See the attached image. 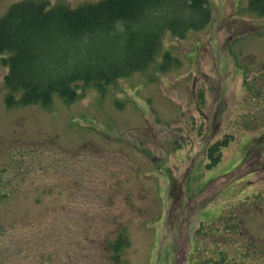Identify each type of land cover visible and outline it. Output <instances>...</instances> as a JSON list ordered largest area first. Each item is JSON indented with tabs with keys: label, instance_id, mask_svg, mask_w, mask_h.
Here are the masks:
<instances>
[{
	"label": "rangeland",
	"instance_id": "1",
	"mask_svg": "<svg viewBox=\"0 0 264 264\" xmlns=\"http://www.w3.org/2000/svg\"><path fill=\"white\" fill-rule=\"evenodd\" d=\"M20 1L0 0V18ZM209 7L210 25L166 35L146 73L72 105L7 107L0 61V264H264V18L248 0Z\"/></svg>",
	"mask_w": 264,
	"mask_h": 264
},
{
	"label": "trees",
	"instance_id": "2",
	"mask_svg": "<svg viewBox=\"0 0 264 264\" xmlns=\"http://www.w3.org/2000/svg\"><path fill=\"white\" fill-rule=\"evenodd\" d=\"M248 12L264 18V0H248ZM212 18L209 0H100L76 8L50 0L14 3L0 18L6 106L47 109L56 99L72 105L87 89L104 94L156 64L166 35L183 40L205 30ZM173 59L164 53L157 71H167ZM231 139L207 148L209 170L221 163ZM172 183L171 198L180 206L181 186L173 178ZM129 245L124 226L108 248L116 259Z\"/></svg>",
	"mask_w": 264,
	"mask_h": 264
},
{
	"label": "crops",
	"instance_id": "3",
	"mask_svg": "<svg viewBox=\"0 0 264 264\" xmlns=\"http://www.w3.org/2000/svg\"><path fill=\"white\" fill-rule=\"evenodd\" d=\"M227 174H225L224 176H226ZM224 176H221V177H224Z\"/></svg>",
	"mask_w": 264,
	"mask_h": 264
}]
</instances>
